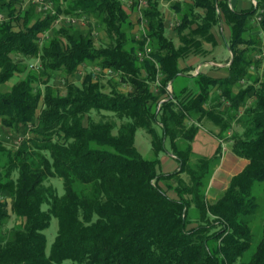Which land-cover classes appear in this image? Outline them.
<instances>
[{
  "label": "trees",
  "instance_id": "obj_1",
  "mask_svg": "<svg viewBox=\"0 0 264 264\" xmlns=\"http://www.w3.org/2000/svg\"><path fill=\"white\" fill-rule=\"evenodd\" d=\"M230 1L147 0L144 36L140 18L130 17L136 0H34L52 7L43 14L33 2L20 10L18 0H0V129L22 135L18 145L0 137V264H264V226L252 245L249 225L253 187L264 180V71L250 72L260 60L251 54L259 45L252 20L261 17L256 30L264 34V0L240 10ZM164 4L179 20L172 36ZM59 13L96 18L109 41L97 47L91 29L68 23L45 35ZM220 25L229 29L227 75L179 68L180 59H211L206 45L219 44ZM146 38L150 57L140 60ZM33 59L41 67L3 89ZM90 63L114 74L109 89L91 74L68 80ZM51 72L64 77L62 93ZM42 73L48 79L40 82ZM179 75L190 84L168 92ZM205 120L247 160L215 202L200 198L208 164L202 172L188 167ZM138 127L150 135V159L133 144ZM164 153L176 170L160 171ZM7 204L20 222L11 223ZM53 216L57 233L46 253L43 230Z\"/></svg>",
  "mask_w": 264,
  "mask_h": 264
},
{
  "label": "rangeland",
  "instance_id": "obj_2",
  "mask_svg": "<svg viewBox=\"0 0 264 264\" xmlns=\"http://www.w3.org/2000/svg\"><path fill=\"white\" fill-rule=\"evenodd\" d=\"M188 1V0H187ZM190 1V0H189ZM238 1L239 4L236 6L237 8H240V6H244V7H249L252 5V0H234ZM31 2H33V4L36 7V10L38 11V13L43 14L46 11H50V9H52V7L48 6L47 9H44L43 6L42 7H38L40 6L39 4L37 5V3L34 2V0H18V3L16 5V7L20 10H23L24 6H26L27 4H31ZM241 2V3H240ZM242 4V5H241ZM234 6V8H236ZM162 10L164 12V14L167 16L166 17V26L168 29V24L170 22H172L174 19L177 18V15H175L174 10H171V8L169 7L168 4H164L162 6ZM56 14L55 10L52 12L51 14ZM46 15V14H45ZM45 15H39V16H45ZM6 17V16H4ZM130 17L132 20L135 19L134 17V10L131 9L130 10ZM57 18H60V22L57 24L56 20ZM70 18L75 19L76 21L72 24L73 26H76L77 28L81 29V30H86L88 31V29H91V32H93V37H94V45L97 47H102L103 45H105L108 41L109 38L107 36V32L104 31L103 29V25H101L96 18L91 17V16H87V15H80V16H70V15H65L64 13H59L58 16L54 19V22L52 24V27L48 28L45 32V35H52V28H56L60 25V23H67L66 21ZM257 16L253 17L252 20V25L255 26V32L256 35L259 36V45L257 46V49L253 50L251 52V54L255 51H259V50H264V34L260 31V30H256L257 26H258V21L257 20ZM69 24V23H68ZM15 29H17L18 27H20L22 25V21L21 20H17L15 22ZM221 28L223 29V27L221 26ZM227 28V27H226ZM228 30V35H229V29ZM170 33L169 35L172 36V32L171 30H168ZM219 42L221 41V44H217L216 47H211V45L207 44L206 46L210 49L211 53L208 55L209 58L211 59H218L221 62H227L229 60V58H231V56L229 55V51L226 47V42H225V38L227 37V35L224 36V34L219 33ZM174 42L177 43V38L174 37ZM36 59L27 61L28 64V68L25 69V71L23 72H19V73H15L13 74L10 79L5 83V85H3V89H7L9 88L13 83H15L16 81H18L20 78H23L26 74L27 71H29L30 68V64H33V62H35ZM39 61V60H38ZM40 62V61H39ZM254 66H252L251 68V73H253L258 69L259 73L258 75L260 76L263 71H264V60L260 59L259 62H257L256 64H253ZM257 67V69H256ZM101 68L98 65L95 64H87L86 66L84 65H80L77 69L76 72L74 73V75H71L68 77L69 81H76V80H82L84 77H86L88 74H91L93 76V79H99L101 83H103L105 86L103 87L104 89H109L108 85H107V79L111 78L112 80L114 79V74L111 72H106L104 70L99 69ZM51 79H50V84L57 90H59L60 93H62L64 91V87H65V79L63 76H61L59 73L54 72V73H50ZM40 82L41 81H45L46 79H48V76L46 74H41L40 75ZM39 81V80H38ZM38 81H35L34 84H37ZM190 78L188 79L186 77V75H179L175 78V80L171 83V86L174 89V92L177 93L181 90L182 87L184 86H188L190 84ZM245 81L239 82L241 85L245 84ZM41 89H44V84L39 83ZM121 88H125L124 85H120ZM93 116L95 117V115L93 114ZM207 124V123H205ZM212 123H209V125ZM213 125V124H212ZM22 134V133H21ZM28 135V132L26 133ZM0 137L4 140L7 141V143H14L16 145H18V143L16 142V140H21L22 135H17L15 137H13L12 135H10L8 132H6L5 130L0 129ZM134 146L136 147V149L138 150V152L140 153V155L143 158L146 159H150L153 157V151H152V144L150 143V135L146 132V130H144L141 127L136 128V132H135V136H134V141H133ZM164 155V154H163ZM173 157V156H172ZM174 158V157H173ZM208 164V170H209V163L207 161ZM189 167V166H188ZM178 168V164L177 166H175L173 169L176 170ZM202 172V171H201ZM208 173V172H207ZM180 176L182 178H187V175L185 173H181ZM205 178V177H204ZM203 178V179H204ZM54 183V186L56 187V189H58L59 194L63 193V189H62V181L58 178H54L52 179V181ZM171 185H173L174 187L176 186V181L175 180H171L169 181ZM164 184V183H161ZM169 193L171 195H173V191L169 190ZM252 196H254V200L256 202V207H255V211L254 213L251 215L250 217V222L249 225H251V231H252V245H254L258 240L259 237L261 236L262 233V228L264 226V180L255 183L254 187H253V191H252ZM8 206V210L10 213V220L11 223L15 222L18 223L20 222V219H17L11 212L10 210V205L7 204ZM195 211H194V216H195ZM57 218H55L54 216L52 217L50 224L48 225V227H46L43 230V233H45L46 236V253H49L50 248H51V244L54 241V237L56 235V229H57ZM193 224V222H192ZM250 251L246 252V254L244 255V258L247 259V257L249 256Z\"/></svg>",
  "mask_w": 264,
  "mask_h": 264
},
{
  "label": "crops",
  "instance_id": "obj_3",
  "mask_svg": "<svg viewBox=\"0 0 264 264\" xmlns=\"http://www.w3.org/2000/svg\"><path fill=\"white\" fill-rule=\"evenodd\" d=\"M233 7L239 4L238 1H230ZM241 3V2H240ZM242 5V4H241ZM246 7L240 6L238 10ZM222 25H220L221 28ZM221 34L227 35L228 30L222 26ZM172 31V29H169ZM219 42V41H218ZM222 42L220 41L219 44ZM229 55L232 56L229 52ZM230 59V58H229ZM207 62L219 63L220 65L214 66L204 64ZM202 65L200 71L207 72L213 77H223L227 75V70L224 66L226 62H221L216 59L201 60L199 57H189V59H180L178 62L179 68H189L188 73L197 66ZM207 123V124H205ZM210 121H203L199 124L196 133L192 139V150L189 159V169L198 172L203 171L205 164L209 163V171L205 178L202 180V188L200 191V198L204 202H215L222 195L225 188L228 186V182L232 176L241 171L247 164V160L234 155L231 150V141L225 139H218L215 133L219 131L218 127L210 124ZM219 149V151H218ZM160 171L171 172L174 167L177 166L176 160L168 153L160 155Z\"/></svg>",
  "mask_w": 264,
  "mask_h": 264
},
{
  "label": "built area",
  "instance_id": "obj_4",
  "mask_svg": "<svg viewBox=\"0 0 264 264\" xmlns=\"http://www.w3.org/2000/svg\"><path fill=\"white\" fill-rule=\"evenodd\" d=\"M37 2H42L43 0H35ZM147 0H136V6H135V9H134V17L138 16L140 19L139 21H136V30L138 31V34H143L145 36L146 34V19L143 18L142 16V8L143 7H146L147 6ZM252 4L253 6H256L257 2L256 0H252ZM230 6H231V2H230ZM44 8H47V6H45ZM137 18V17H136ZM260 16H258L257 20H260ZM2 19V14H0V20ZM60 18H57L56 20V23L58 24L60 22ZM76 20L73 19V18H70L68 19L66 22L69 23V24H73ZM179 23V20L176 18L174 19L172 22H170L168 25V29H172L174 26L178 25ZM149 39L146 38L145 40V46L143 49L139 50L137 52V56L140 60H143L144 58L146 57H150V53H151V46L150 44L148 43ZM253 55V59L254 61L256 60H259V59H263L264 60V50H259V51H256V52H253L252 53ZM204 64H209V65H214V66H217V65H220L219 63H214V62H207V63H204ZM203 65V64H202ZM202 65H197L193 70H192V74L193 75H196L197 73L200 72V69L202 67ZM41 67V63H39L38 61H35L33 62V64H30V68H35V69H39ZM101 70H104V71H108V72H111L109 69H102V68H99ZM166 89L168 92H171L172 91V86L169 84L166 85ZM155 91H157V88H155ZM162 100H164V98H162ZM162 100H160L162 102Z\"/></svg>",
  "mask_w": 264,
  "mask_h": 264
}]
</instances>
